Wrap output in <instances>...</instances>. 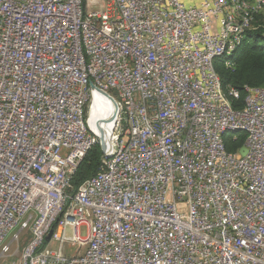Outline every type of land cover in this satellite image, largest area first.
<instances>
[{
	"label": "built area",
	"instance_id": "obj_1",
	"mask_svg": "<svg viewBox=\"0 0 264 264\" xmlns=\"http://www.w3.org/2000/svg\"><path fill=\"white\" fill-rule=\"evenodd\" d=\"M190 1L166 12L172 263L264 264V86L233 108L214 66L233 69L264 0ZM158 12V0H0V264H164ZM92 75L130 103V136L115 111L109 150L131 145L73 192L94 146L75 115ZM237 132L244 155L224 144Z\"/></svg>",
	"mask_w": 264,
	"mask_h": 264
},
{
	"label": "bare ground",
	"instance_id": "obj_2",
	"mask_svg": "<svg viewBox=\"0 0 264 264\" xmlns=\"http://www.w3.org/2000/svg\"><path fill=\"white\" fill-rule=\"evenodd\" d=\"M159 12H158V40L160 45L159 52V81L161 86V93L159 97L160 101V121L162 125L161 133V161L163 166L162 173V202L164 207V214L162 218L163 222V242L165 246V254L163 262L164 264H173L172 263V254H173V242L171 239L172 231V202L170 199L171 191V182H170V173H171V162L169 158L170 150V121L168 118L169 110V81L167 78V52H168V41L166 37L167 29V0H158ZM96 85L100 90L108 93L110 97L116 102V115L117 118H122V135L130 136L131 131V108L128 99L124 91L118 85V82H110L109 79H104L99 75H92L91 78H85L78 85V92L83 93L84 99L83 104L75 105V115L80 123L81 133L84 136H87L88 143L95 145L99 143V136L104 140L105 145L108 139V133L111 129V121L114 114V107L109 99L104 96L102 93L97 91H92L91 85ZM109 90H114L115 94H110ZM93 100L94 107L90 126L85 120V109L90 100ZM99 135V136H98ZM131 145L130 137H122L121 142L117 143V146H114L107 153H103L104 160H114L119 158L121 154H125L129 150ZM60 240V231H55L52 233V242Z\"/></svg>",
	"mask_w": 264,
	"mask_h": 264
},
{
	"label": "trees",
	"instance_id": "obj_3",
	"mask_svg": "<svg viewBox=\"0 0 264 264\" xmlns=\"http://www.w3.org/2000/svg\"><path fill=\"white\" fill-rule=\"evenodd\" d=\"M260 22L264 24V11L258 15ZM235 66L227 69L223 65V59L217 58L214 62L216 72L224 89L231 87L238 91V98L232 100L233 108H241L244 105L245 86H264V28L252 29L246 32L241 44L233 53ZM85 115V113H84ZM226 150L235 152L245 143V135L237 132L233 139L232 133H226L223 137ZM104 159L100 143H96L79 162L75 170L71 184L73 192L81 183L96 173L100 166V160Z\"/></svg>",
	"mask_w": 264,
	"mask_h": 264
},
{
	"label": "rangeland",
	"instance_id": "obj_4",
	"mask_svg": "<svg viewBox=\"0 0 264 264\" xmlns=\"http://www.w3.org/2000/svg\"><path fill=\"white\" fill-rule=\"evenodd\" d=\"M184 2L191 3L192 1L184 0ZM109 93L112 94V95L115 94L114 90H109ZM93 107H94V102L91 99L88 102V104L86 106V109H85V120H86L87 123L89 121H91V119H92V115L91 114L93 113ZM88 126H90V123H88ZM16 230H17V227H15V229L11 232V234L14 233ZM86 231H87V226L86 225H81L80 226V234L82 236H85L86 235ZM65 250L67 251V253H73V252H75L76 248L73 245H68V246H66Z\"/></svg>",
	"mask_w": 264,
	"mask_h": 264
},
{
	"label": "water",
	"instance_id": "obj_5",
	"mask_svg": "<svg viewBox=\"0 0 264 264\" xmlns=\"http://www.w3.org/2000/svg\"><path fill=\"white\" fill-rule=\"evenodd\" d=\"M91 89H92V91H97V92L102 93L104 96H106V97L109 99V102H111L112 105H113V107H114V114H115V111H116V102H114V100L110 97V95H109L108 93H106V92L100 90V89H99L96 85H94V84L91 85ZM114 114H113V117H114ZM112 121H113V118H112ZM112 121H111V123H113ZM111 126H112V125H111ZM109 135H110V131H109V133H108V139H107V141H106L107 145H105L103 138H102L101 136L98 135V136H99V143H100V145H101L102 153H107V152L109 151V148H110ZM246 151H247L246 147H241V148H240V153H241L242 155H244V154L246 153Z\"/></svg>",
	"mask_w": 264,
	"mask_h": 264
}]
</instances>
